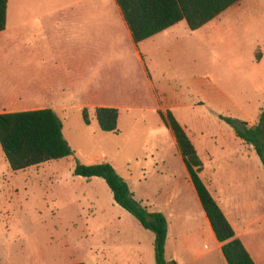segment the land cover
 <instances>
[{
    "label": "crops",
    "instance_id": "obj_1",
    "mask_svg": "<svg viewBox=\"0 0 264 264\" xmlns=\"http://www.w3.org/2000/svg\"><path fill=\"white\" fill-rule=\"evenodd\" d=\"M42 1L45 0H22L21 6H18V0H13L12 30L15 48L12 70L9 72L5 65V52L0 49V114L51 109L58 116V113L69 114L67 111L75 107L80 110L115 108L119 111V125L122 112L126 114L137 112L143 115L141 109L144 106L117 105L102 95L91 96L93 101L89 103L81 101L79 94L96 93L101 83L107 89L110 83L116 82V75H111V70H121L125 75L137 65L143 76L144 94L153 100L154 104L160 99L165 101L164 104H168L164 107V111H156V117L163 127L161 134L166 137L168 148L164 151L154 148L156 154H148L151 168L143 167L140 176L133 175L135 169H128L127 175H123L126 179L121 177L126 182H134L131 192L137 201L150 212L162 213L166 217L167 261L173 264H226L221 253V244L217 241L199 202L175 138L161 121L158 112L171 111L178 121L175 109L196 111L190 122L180 120L178 122L184 127L203 163V171L200 174L203 183L232 226L236 237L241 240L245 233L238 223H235V218L226 203L227 196L220 190V187L222 189L225 186L223 182L227 187L230 186L234 177L223 176V173L227 170L241 171L240 180H247L255 186L256 172L260 180L262 165L253 150L248 151L241 147L246 144L238 139L233 131L226 134V138L236 148L230 151L217 145L214 152L207 151L208 148L202 143L205 138L202 133L198 130H196L197 135L190 133L189 125L202 124L206 119L203 115L207 113L218 116V119L221 116L245 122L249 124V128L254 127L258 122L261 113L255 116L251 112L252 115H247L256 105L251 97L246 98V93L252 87L260 97L264 98L263 73L254 74L253 84L252 80L248 79L250 87L247 88V77H244V73L241 75V67L238 66L237 69L233 61L234 67H231V70H237L238 77L241 78L238 81L233 80V85L236 86L234 90L238 96L231 98L228 92H224L228 89L224 90L221 87L222 90L219 91L222 100L216 98L215 101L212 88L206 81L214 86L217 83L211 77L198 76L200 69H207L211 65L206 61L202 47H197L199 38L201 40L213 38L216 40L209 39L207 43L217 41L226 46L225 37L232 29L239 33L234 18H238L242 6L234 5L219 16L221 20H217L220 19L217 17L197 31H190L187 24L182 21L135 44L115 0H52L49 5H43ZM9 3L10 0L7 4V13ZM261 4L264 7L263 0ZM4 31L0 33V45L4 41L1 35ZM235 41L237 40L232 39V42ZM257 49L261 50V54L256 59ZM244 61L245 64L242 65L247 64L248 70L261 72L264 68V43L254 46L251 54ZM222 63L223 68H226L224 70L229 71L231 64L228 63V59L223 58ZM103 69L107 70L104 80H102ZM207 74L208 72L205 75ZM225 77L229 80V75ZM203 83H206L207 88L204 89ZM197 85L203 89H199ZM168 88L176 92L182 90L188 94L189 99L179 105H172L165 95ZM204 91L210 95L205 94ZM75 94H78V97ZM197 94L203 96L204 102L201 106L194 104L190 98L197 97ZM259 102L262 103V100L260 99ZM93 117L94 115L91 114L90 124ZM213 138L215 140L218 137L213 136ZM97 158L95 157V160ZM223 158L226 160L229 158L226 168L221 164ZM154 160L156 163H153ZM237 162L236 165L232 164ZM15 173L17 172L10 169L0 147V204L4 206L2 207L4 218L8 213L9 204L15 199L14 182L17 175ZM121 216L124 221L121 227L126 228L128 236L134 238V247H136L133 262L127 264H155L153 234L144 230L127 212ZM4 218L0 217L1 220ZM171 239L172 250L169 247ZM241 241L250 254V251H253L250 249V244L246 239ZM76 263L83 262L71 264Z\"/></svg>",
    "mask_w": 264,
    "mask_h": 264
},
{
    "label": "rangeland",
    "instance_id": "obj_2",
    "mask_svg": "<svg viewBox=\"0 0 264 264\" xmlns=\"http://www.w3.org/2000/svg\"><path fill=\"white\" fill-rule=\"evenodd\" d=\"M261 1L242 0L236 5L242 6L238 18H234L235 25L238 24L239 33L232 29L225 37L226 46L217 41L207 43L211 38H206V41L200 38L198 40L197 47H202L206 61L211 64L207 69H200L198 76L211 77L217 83L214 86L206 81L212 88L210 89L214 101L216 98L222 100L221 91H219L222 90L221 87L224 90L228 89L224 92H228L231 98L238 96L233 82L241 78L238 77L237 70H231V67H234L233 61L236 63V68L241 67V75L244 73V77H247V88L250 87L249 80H252V84L255 83L254 74H264V68L261 72H253L248 70L247 64L242 65L245 64L244 60L251 54L253 47L264 43V7L261 6ZM17 3L21 6L22 0H18ZM51 3L52 0L42 1L43 5ZM255 3L259 5L255 6ZM13 7L14 2L10 0L7 27L1 34L4 41L0 45V49L5 52V65L8 72L12 70L15 48L12 30ZM219 18L217 20H221V17ZM229 21L233 22V20ZM232 39L237 41L232 42ZM259 54L261 50L257 49L256 59ZM223 58L228 59V63L231 64L229 71H225L226 68L222 66ZM206 72H208L207 75H205ZM110 74L116 75V82L110 83L107 89L101 83L96 93L79 94V99L91 103L93 101L91 96L102 95L117 105L144 106L141 109L143 115L137 112L131 114L122 112L118 133L107 134L100 131L94 117L92 124L84 125L81 110L77 107L68 110L67 115L58 113V118L63 125V134L73 154L65 159L15 173L17 174L14 182L15 199L9 204L6 218L2 212L4 206L0 204V217L4 218V220L0 219V264H71L75 262L127 264L133 262L136 248L134 238L128 236L126 228L121 227L124 223L121 214L126 212L115 204L111 192L102 179L85 180L74 176L73 172L77 164L91 165L96 161L107 160L120 176L127 175L128 169H135L133 175L140 176L143 167L151 168L148 154H156L154 148L162 151L168 148L167 139L161 134L163 127L156 117V111H164V107L168 104H164L165 101L161 99L154 104L153 100L144 94L143 76L137 65H134L125 75L121 70H111ZM226 75H229V80L225 77ZM106 76L107 70L103 69L102 80ZM206 83H203L204 89L207 88ZM197 87L203 89L199 85ZM204 93L208 92L204 91ZM75 95L78 97V94ZM165 95L172 105H179L189 99L188 94L182 90L176 92L168 88ZM250 97L256 107L252 108L247 115L253 113L256 116L264 111V98L260 97L252 87L246 93V98ZM190 98L194 104L203 105L202 95L197 94V97ZM260 99L262 103H258ZM174 111L181 122H190L193 119V113L196 112L180 108ZM89 112L92 114V109H89ZM198 113L197 111L196 114ZM203 116L206 119L202 124L189 125L190 133L197 135L196 130L202 133L205 137L202 143L208 148L207 151H214L217 145H221L223 149L234 150L236 147L226 138V134H230L233 130L228 125L220 123L218 116L208 113ZM247 126L249 127V124ZM213 136L218 137L216 141ZM241 147L248 151L253 150L249 145H241ZM95 157L98 158L95 160ZM202 158L205 159L204 156ZM227 160L223 158L221 162L224 168L228 167ZM256 160L258 162V159ZM153 163L156 161L154 160ZM232 164L236 165L238 162ZM241 174V171L232 170L223 173V176L231 175L234 179L228 187L223 182L225 186L222 189L220 187V190L227 196L226 203L235 218V223H238L245 233L241 240L246 239L250 244V249H253L250 254L256 264H264V169L262 167L260 180L256 172L255 186L247 180H240ZM127 183L130 189L134 187L133 181ZM169 247L172 250V239Z\"/></svg>",
    "mask_w": 264,
    "mask_h": 264
},
{
    "label": "trees",
    "instance_id": "obj_3",
    "mask_svg": "<svg viewBox=\"0 0 264 264\" xmlns=\"http://www.w3.org/2000/svg\"><path fill=\"white\" fill-rule=\"evenodd\" d=\"M242 0H115L138 44L184 21L190 31H197ZM8 0H0V33L6 28ZM101 132L118 133L119 111L115 108L92 110ZM163 124L175 138L183 164L207 216L226 264H256L242 241L227 221L220 207L203 183L200 174L203 163L184 127L171 111L158 112ZM84 125H90L89 109L81 110ZM235 136L253 148L264 169V111L254 127L245 122L224 118ZM0 147L13 172L71 157L72 149L63 135L61 120L51 109L0 114ZM74 176L85 180L102 179L116 205L133 217L140 226L154 236L155 264H173L165 257L167 219L162 213L150 212L137 201L128 183L109 162L91 165L77 164ZM83 264V263H76Z\"/></svg>",
    "mask_w": 264,
    "mask_h": 264
}]
</instances>
